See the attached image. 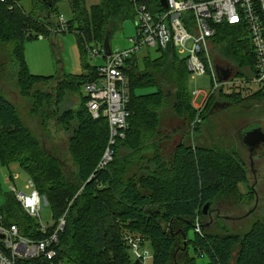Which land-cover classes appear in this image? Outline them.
I'll return each instance as SVG.
<instances>
[{
  "label": "trees",
  "instance_id": "obj_1",
  "mask_svg": "<svg viewBox=\"0 0 264 264\" xmlns=\"http://www.w3.org/2000/svg\"><path fill=\"white\" fill-rule=\"evenodd\" d=\"M14 1L0 2V46L9 47L19 95L33 101L34 112L41 110L47 116L52 115L65 89L74 95L79 93L80 103L60 115L62 123L73 125L69 153L75 168L69 171L56 150L47 146L44 132L31 131L15 105L0 94V161L18 164L45 198L54 218L47 232L42 233L38 219L23 211L11 191L3 194L0 187V214L4 224H16L24 237L42 239L54 231L65 214L54 260L63 264H133L122 239L124 233L150 239L154 248L152 264H264V220L254 221L240 233L229 232L224 217L228 215L221 210L225 204L232 208L241 202L237 189L239 183L246 182V175L238 156L227 149L219 151L181 142L165 159L158 142L150 141L159 132L160 110L169 98H173L176 116L198 131L199 123L212 113L210 109L217 100L230 105L240 102L249 107L259 103L261 107L264 93L255 92L243 98L234 93H213L204 108L197 110L191 103L185 59L167 52L154 58L145 53L139 55L143 64L140 66L133 54L124 66L130 81L125 137L118 140L115 157L109 165L97 169L108 139V122L104 117H91L85 105L86 97L80 92V86L96 77L97 65H86V72L78 75L30 73L24 42L37 39L42 33L49 35L45 19L54 14L56 4L62 0H52V6L38 0L41 5L37 15L26 12ZM66 1L71 14L68 29L87 50H100L106 32L109 30L111 37L123 20L133 16L129 0H99L90 6L85 0ZM39 13H44L43 19ZM212 42L215 53L243 75L253 60L248 40L240 37L233 27L221 24L216 27ZM42 85L44 92L37 88ZM144 88L149 91H140ZM188 108L190 114L186 117ZM197 116L200 120L194 123ZM258 124L252 121L240 127V142L243 130ZM120 148L131 153L127 156L123 153L121 158ZM125 158L139 161L134 163L136 169L129 175L124 168ZM205 203H209V208L213 206L216 217L211 216L209 208L203 213ZM196 222L200 232L195 230ZM218 227L224 231L219 233ZM190 231L193 235L187 237ZM183 234L187 238L184 250L179 245L183 244ZM190 247L193 257L189 255ZM197 257L206 259L197 262ZM19 264L50 262L20 260Z\"/></svg>",
  "mask_w": 264,
  "mask_h": 264
},
{
  "label": "rangeland",
  "instance_id": "obj_2",
  "mask_svg": "<svg viewBox=\"0 0 264 264\" xmlns=\"http://www.w3.org/2000/svg\"><path fill=\"white\" fill-rule=\"evenodd\" d=\"M98 1L99 0H85V3L87 6H90L91 4L98 3ZM14 3L22 6L26 12H32L36 15L41 5L38 0H16ZM59 15L65 20L71 18L70 7L66 0L58 2L54 14H51L49 19H45L49 35L42 33L37 39L26 40L24 42L23 52L29 72L42 76L58 74L78 75L82 72H86V65L91 67L103 63L104 57L102 55L91 56L92 49L95 48L90 50L82 48L72 31L68 29L65 32H59L60 29L59 26H57ZM38 16H41L43 19L44 13H39ZM136 21L134 16H130L123 20L117 29L113 31L110 37V48L112 52L126 49L131 46L129 39L135 38L136 36ZM219 31L222 33V30ZM8 48L9 47L5 45L0 46V94L15 105L21 120L31 131L35 133L44 132L43 134L48 137L47 146L56 150V155L64 162L69 171H71V169L74 170L75 165L69 153L71 137L74 134L72 129L73 125L68 124L67 126L62 123L60 115L62 111L67 108H76L79 106L80 94L76 93L74 95L65 89L59 104L55 107V110L51 112V116H47L46 113L41 114V110L34 112L32 106L33 101L19 95L16 86L15 63ZM145 53H148L150 57L154 58L160 56L163 52L155 48L137 52L136 56L138 57V63L141 61V56L139 55ZM176 55L180 59H184L183 55ZM219 57L225 59L223 56ZM141 65L143 66L142 62H140V66ZM187 84L190 93L199 89L204 92V94H207L211 89V79L208 74L200 76L189 74ZM43 87L44 85L38 86L37 88L44 92L45 89H43ZM140 91L146 92L149 91V89L144 88ZM80 92L81 95H85L83 86H80ZM204 94H200L196 103L194 102V104H192L195 109H200L199 102L202 100ZM249 94L250 93L247 91H242L239 95L243 98L249 97ZM42 100L48 101L49 98H42ZM216 103L215 107L210 109L212 113L209 112L210 115L202 119L199 123L198 131H194L192 125H187L184 119H179L176 116L173 110V98H169L160 110L159 132L150 141L158 142L156 143L160 147V151L163 153L165 159H168V156L172 153L176 145L181 142L216 148L219 151L227 149L238 156L243 163L246 175V182L239 183L237 189L241 202H239L238 205H234L232 208H228L229 206L225 204L221 210L223 214L228 215L227 217H231V220L225 218L227 221V230L229 232L240 233L247 230L254 221L264 220V146L250 158L247 148L242 145L238 136L240 127L248 122L257 121L264 128V104H261L260 107V104L256 103L254 107H249L247 104L242 105L240 102L230 105L222 100H217ZM224 105H226V107L221 108ZM189 114L190 109L188 108L186 117H188ZM115 151L113 153V159L115 157ZM123 153H126L127 156L131 152H125V149L120 148L118 156L123 158ZM136 159L133 162L132 159L125 158L124 164L126 166H124V168L126 169V175L131 174L132 171L136 169L134 166V163L136 164L138 161ZM10 175H12V179ZM28 180V175L17 163L14 162L7 165L2 164L0 161V187L3 194L11 191L12 185H15L18 190L28 192L29 188L26 187ZM209 209L212 211L211 216L216 217V211L213 210V206ZM38 221H41L46 226H50L54 222L51 210L44 201H42ZM216 230L219 233L224 231V229L220 227ZM192 235L193 233L190 231L187 237H191ZM179 245L180 248L184 250L187 246V240H185V245L184 241L183 244ZM236 251L237 249H235L234 253H236ZM139 253L142 257L140 264H152L154 248L150 239L147 238L142 240L139 245ZM189 255L192 257L194 256L191 247L189 248ZM133 257L134 256H132V258ZM205 259L206 258L197 257L196 261L202 262Z\"/></svg>",
  "mask_w": 264,
  "mask_h": 264
},
{
  "label": "built area",
  "instance_id": "obj_3",
  "mask_svg": "<svg viewBox=\"0 0 264 264\" xmlns=\"http://www.w3.org/2000/svg\"><path fill=\"white\" fill-rule=\"evenodd\" d=\"M8 1L11 0H0ZM129 1L137 20L136 36L129 39L131 46L111 51L109 55H105L102 47L100 50L92 49L91 56L102 55L104 62L97 65L96 77L83 84L85 105L91 117H104L108 122V139L97 169L109 165L118 140L125 137L129 117L130 81L124 66L127 58L137 52L155 48L162 52L180 54L184 56L190 75L208 74L211 79L209 93L204 94L199 89L191 93L192 104L196 103L200 94H204L199 102L200 109L204 108L208 97L213 93H264V0H165V5L162 0ZM221 24L233 27L240 37L249 42L253 60L246 66L243 75L238 74L237 68L230 66L226 59L215 53L212 37L216 27ZM57 26L59 32L67 31L68 20L59 15ZM168 44L169 52L166 51ZM216 65L230 71L226 80L218 78ZM199 120L197 116L195 122ZM26 187L29 188L28 192L12 185L11 192L26 214L39 219L45 198L39 194L31 179L27 181ZM39 223L40 231L46 233L49 226L41 221ZM64 226L65 214L50 235L42 239H31L22 236L16 224L6 226L0 214V264H19L20 260L36 259L49 261L50 264H63L54 260L59 247V232ZM196 231L200 232L198 222ZM122 239L134 256L133 260L139 259L141 262V237L124 233Z\"/></svg>",
  "mask_w": 264,
  "mask_h": 264
},
{
  "label": "water",
  "instance_id": "obj_4",
  "mask_svg": "<svg viewBox=\"0 0 264 264\" xmlns=\"http://www.w3.org/2000/svg\"><path fill=\"white\" fill-rule=\"evenodd\" d=\"M46 2L48 6H52L53 2L52 0H43ZM163 5H165V0H162ZM102 49L105 53V55H109L111 53L110 48V31L108 30L105 34ZM166 51H170V45L168 44L166 46ZM216 72L218 75V78L221 81H224L228 78L230 71L228 69L223 68L220 65H216ZM226 105H224L221 108H225ZM242 145H244L247 148V151L249 152V157L252 158L253 155H255V151L259 148V146H264V129L261 125H253V126H247L242 132V139H241ZM209 203H205L203 206V213L206 214L208 212ZM225 218H230L227 216H224ZM3 237V236H2ZM186 236L183 234V241L185 245ZM139 259H134L133 264H139Z\"/></svg>",
  "mask_w": 264,
  "mask_h": 264
},
{
  "label": "flooded vegetation",
  "instance_id": "obj_5",
  "mask_svg": "<svg viewBox=\"0 0 264 264\" xmlns=\"http://www.w3.org/2000/svg\"><path fill=\"white\" fill-rule=\"evenodd\" d=\"M216 104H217V103L213 104L212 108L215 107ZM261 147H263V146H259V148L255 151V154L257 153V151H258Z\"/></svg>",
  "mask_w": 264,
  "mask_h": 264
}]
</instances>
